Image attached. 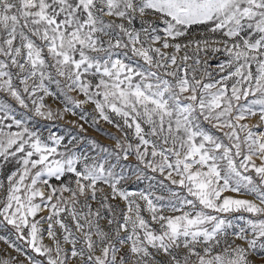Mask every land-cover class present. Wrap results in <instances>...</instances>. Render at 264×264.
<instances>
[{
  "label": "snow or ice",
  "instance_id": "obj_1",
  "mask_svg": "<svg viewBox=\"0 0 264 264\" xmlns=\"http://www.w3.org/2000/svg\"><path fill=\"white\" fill-rule=\"evenodd\" d=\"M51 83L64 111L91 103L118 117L135 143L116 147L135 154L139 176L159 173L191 198L124 191L114 166L78 167L60 138L45 142L0 104V164L14 167L0 181V223L46 264H264V0H0V93L51 118ZM66 173L75 187L46 179ZM233 212L254 218L229 232L221 214Z\"/></svg>",
  "mask_w": 264,
  "mask_h": 264
},
{
  "label": "rangeland",
  "instance_id": "obj_2",
  "mask_svg": "<svg viewBox=\"0 0 264 264\" xmlns=\"http://www.w3.org/2000/svg\"><path fill=\"white\" fill-rule=\"evenodd\" d=\"M205 29L199 26H194L192 28V35H199L204 32ZM191 37H186L189 39ZM189 54H192L190 51ZM201 59H204L203 54H201ZM223 56L217 55L216 61H212L214 64L217 61H222ZM49 89L56 93L53 96H44L45 108L43 111L47 112L49 109L52 112L51 118L41 117L34 114L32 109L31 100L28 101V109L20 107L16 104L10 97L4 93H0V104L9 103L14 111L17 119H22L25 126L35 131L41 139L45 142L52 144L50 137L60 138V145L56 146L59 152H70L79 158L77 166L82 168L85 162L87 163H104L105 167L114 166L113 171L124 175L126 179L122 181L119 185L124 191L127 192H152L153 196L163 197L165 201L169 199H174L172 193H176L180 198L187 197V192L177 185H172L169 181L164 180V177L159 173H151L149 170H144L146 175L139 176L136 169L142 168L139 165L135 154L132 153L127 159L124 158L123 152L116 147L117 140L120 141L122 145L128 142L135 143L132 133L127 128H123L121 131L116 127L117 124L122 125V121L114 114H110L113 123H108L103 119H100L98 114L94 110V105L91 103H84L79 108H75L73 112L64 111L65 102L61 95H59L60 89L57 88L56 84L51 83L48 85ZM74 99L83 100L82 95H77L74 92L68 93ZM249 124L256 123V119H251L248 121ZM208 127L207 125H205ZM215 132L214 129H209ZM125 133H127V140H125ZM107 149V151H104ZM14 163V162H13ZM259 163V161H257ZM14 170L13 164H0V181H5L6 175ZM139 176V178H138ZM149 177H152L151 179ZM46 179L49 183L56 188L60 185L69 184L75 187L73 174L66 173L60 180H56L54 177ZM160 181L164 182V186L161 187ZM151 185V187H149ZM105 192L110 190L107 186H103ZM67 193L64 196L67 197ZM222 195L232 196L236 198L253 200L254 197L250 194H236L232 192H225ZM191 198V197H187ZM112 204L119 211L125 207L124 202L117 199L112 201ZM93 207H97V204L93 202ZM39 215H47V211L41 212ZM224 218L232 220L233 229H239L240 227H246L245 219L254 218L251 217L249 213L244 212H233L221 214ZM244 217L245 219H239V217ZM39 218V217H37ZM2 219V218H0ZM42 228L46 229L47 224H42ZM57 232H59L58 226H56ZM0 235L6 236L8 240L15 243L23 252V255L16 252L14 249L9 248L7 244L0 241V255L5 258L14 257L19 261H23V264H28L27 257H34L41 264H46V260L40 257L37 253L33 252L28 246L27 240H21L15 233V230L10 225L0 223ZM231 238V237H230ZM43 243L45 245L51 244L48 239L46 232L44 233ZM261 254H257L254 259H260Z\"/></svg>",
  "mask_w": 264,
  "mask_h": 264
}]
</instances>
